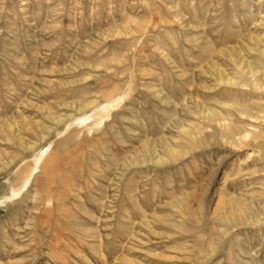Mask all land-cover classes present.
Here are the masks:
<instances>
[{
    "label": "rangeland",
    "instance_id": "rangeland-1",
    "mask_svg": "<svg viewBox=\"0 0 264 264\" xmlns=\"http://www.w3.org/2000/svg\"><path fill=\"white\" fill-rule=\"evenodd\" d=\"M263 48L264 0H0V264H264Z\"/></svg>",
    "mask_w": 264,
    "mask_h": 264
},
{
    "label": "bare ground",
    "instance_id": "bare-ground-1",
    "mask_svg": "<svg viewBox=\"0 0 264 264\" xmlns=\"http://www.w3.org/2000/svg\"><path fill=\"white\" fill-rule=\"evenodd\" d=\"M258 40V39H257ZM257 47V46H256ZM259 55L260 57L264 60V48L261 49L259 51ZM230 57V56H229ZM242 59V58H241ZM229 62V61H228ZM232 64V63H231ZM261 65V64H260ZM235 66H238V70L240 71V73L242 74L243 78H244V85H241V82L236 81L234 78H218V80H220V82H224V84L232 87H239V86H248L249 89H253V90H259V92H263L264 93V78L261 76H259L256 72H254V70H252V68L243 65V64H236ZM261 67V66H260ZM256 69V68H255ZM219 70V69H218ZM217 70V71H218ZM258 72V71H257ZM236 74V73H235ZM239 75V74H238ZM264 75V74H263ZM242 88V87H241ZM246 88V87H245ZM205 89V88H204ZM211 90V89H210ZM190 97V95H189ZM190 99V98H189ZM219 105H221V103L218 102ZM176 106V105H175ZM230 107V106H229ZM198 108V107H197ZM237 113H239L240 115H242L243 113L241 112L240 109L236 108L235 109ZM191 113V112H190ZM202 114V119L206 120V121H214L216 122L215 124L220 123L221 121L226 120L224 117H222V115L217 112V111H209V110H202L200 112ZM249 113V112H248ZM196 114V113H195ZM225 116V115H223ZM221 125V124H220ZM217 126V125H216ZM199 126L197 125H193L191 124L190 126L188 125L187 127H182V126H178L179 132L180 134H182L185 138L192 140V141H196L198 139V135L200 133H198L197 131L200 130L198 128ZM221 127V126H220ZM201 128V127H200ZM219 129V128H218ZM207 130V129H206ZM221 130V128H220ZM178 131V130H177ZM202 131V130H201ZM200 131V132H201ZM217 131V130H216ZM237 132V131H236ZM212 134V133H211ZM220 134V133H219ZM221 135V134H220ZM225 135V134H224ZM200 136V135H199ZM235 136H240V138L242 140L246 141H250V137L249 134L246 133H241V131H239L238 133H236ZM224 138V137H223ZM225 139V138H224ZM208 140V139H207ZM229 140V139H228ZM163 142V141H162ZM226 144V143H225ZM229 143H227L228 145ZM231 144V143H230ZM230 146V145H229ZM231 147V146H230ZM228 148V147H227ZM151 151V150H150ZM148 154V153H147ZM167 154L169 157L171 158H175L177 156V154L179 155V152L176 151V149H174L173 147H170L167 149ZM150 156V155H149ZM181 156V155H180ZM166 158H164L163 156H152V158L149 159V162L157 165V164H162L164 162ZM172 160V159H171ZM166 161V160H165ZM134 165V164H133ZM227 195V194H226ZM226 199L221 203V205L219 206H215V213L218 212L216 215L218 216L219 221L226 223L227 220L231 219L234 215L235 216H240V218H242L243 215H245V210L242 209H237V202L238 199H236L235 197H231L230 195H227V197H225ZM219 203V202H218ZM185 208V207H184ZM221 208L224 210V216L223 215H219V211L218 209ZM214 211V210H213ZM239 219V218H238ZM242 220V219H241ZM247 220V219H246ZM235 222V221H234ZM149 225V224H148Z\"/></svg>",
    "mask_w": 264,
    "mask_h": 264
}]
</instances>
